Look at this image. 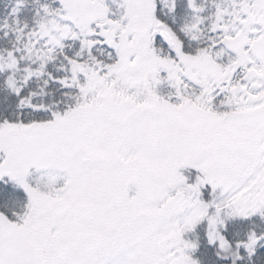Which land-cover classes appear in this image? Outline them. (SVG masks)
Instances as JSON below:
<instances>
[{
  "label": "snow or ice",
  "instance_id": "obj_1",
  "mask_svg": "<svg viewBox=\"0 0 264 264\" xmlns=\"http://www.w3.org/2000/svg\"><path fill=\"white\" fill-rule=\"evenodd\" d=\"M0 264H264V0H0Z\"/></svg>",
  "mask_w": 264,
  "mask_h": 264
}]
</instances>
